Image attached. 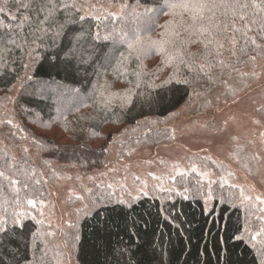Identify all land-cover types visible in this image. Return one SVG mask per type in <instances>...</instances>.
I'll list each match as a JSON object with an SVG mask.
<instances>
[{
  "label": "trees",
  "instance_id": "obj_1",
  "mask_svg": "<svg viewBox=\"0 0 264 264\" xmlns=\"http://www.w3.org/2000/svg\"><path fill=\"white\" fill-rule=\"evenodd\" d=\"M88 2L51 0L49 15L38 12L41 0H0V264H264V222L254 203L226 187L207 210L205 186L190 174L176 177L173 189L136 198L95 187L83 193L71 226L53 232L38 221L46 180L68 174L65 165L84 174L105 164L108 126L123 132L125 154L158 140L160 121L192 94L202 106L218 92L232 98L246 70L264 67V0H240L248 7L239 15L216 10L203 35L180 26L189 20L184 9L166 14L173 10L165 0H97L114 10ZM133 27L140 43L130 48ZM69 29L81 37L73 56L61 51ZM48 162L63 164L49 169Z\"/></svg>",
  "mask_w": 264,
  "mask_h": 264
},
{
  "label": "rangeland",
  "instance_id": "obj_2",
  "mask_svg": "<svg viewBox=\"0 0 264 264\" xmlns=\"http://www.w3.org/2000/svg\"><path fill=\"white\" fill-rule=\"evenodd\" d=\"M87 5L115 9L98 5L97 0H89ZM245 75L242 89L232 98L218 92L207 97L202 106L199 94H192L160 121L164 133L158 140L132 147L125 154L119 153L120 143L126 141L123 132L118 125L108 126L112 137L105 164L84 174L65 165L68 174L52 183L45 179L47 195L37 203L38 221L53 232L71 226L75 211L84 204V194L95 187L121 189V195L136 198L173 189L170 184L176 177L190 174L205 186L207 210L215 190L237 188L245 200L254 203L264 222V67L258 64ZM17 92L18 86H14L9 96ZM13 122L16 124L15 119ZM38 132L49 137L47 130ZM27 142L24 146L32 153L31 141ZM35 157L39 160L37 154ZM62 164L48 162L47 167L55 169ZM217 182L223 189L216 187ZM251 235L257 244L258 235Z\"/></svg>",
  "mask_w": 264,
  "mask_h": 264
},
{
  "label": "snow or ice",
  "instance_id": "obj_3",
  "mask_svg": "<svg viewBox=\"0 0 264 264\" xmlns=\"http://www.w3.org/2000/svg\"><path fill=\"white\" fill-rule=\"evenodd\" d=\"M51 4V0H48V4H44V0H41V7L38 9V12L43 14L45 12V9H48V14H51V8L49 5ZM165 6L168 9L173 10L171 13H166V14H171L173 16L176 15L175 9L176 8H181L184 9L186 12L189 14V20H183L181 19L180 26L187 25L188 28L190 29H195L198 31L201 35H203L204 32L209 31L210 29L205 26V21L209 25L212 24V20L215 17V11L218 9H224L225 12L231 10L234 14L239 15V13L236 11L238 8H246L248 7V4L246 3H241L240 0H180L179 3H168L167 0H165ZM255 6V5H253ZM65 9H71L74 8V5H68L65 4L63 5ZM145 13H151L153 9L145 7L144 9ZM161 11H163V6L161 7ZM210 14V15H209ZM241 19H243V16H240ZM27 19V18H26ZM48 19V15L44 16V20ZM71 19V18H69ZM80 21L84 20L83 16L79 17ZM190 21V23H189ZM43 22V21H42ZM73 23L75 21H72ZM146 23L148 21H145ZM215 27V25H213ZM223 27H227L224 25ZM136 28L133 27L131 29L132 36H131V41L129 43V47H135L137 44L140 43L139 39L136 36ZM125 35H128V33H125ZM175 35H179V32H176ZM66 43L64 45V48L61 49V51L64 52L65 56H73L75 55L77 51V45L80 43L81 37L77 34L76 30L74 29H69L64 33ZM96 38H99V34H96ZM107 39V37H105ZM207 46V45H206ZM59 53H57V58L59 57ZM101 55H105L104 53H101ZM2 175V173H0ZM31 203V201H29Z\"/></svg>",
  "mask_w": 264,
  "mask_h": 264
}]
</instances>
